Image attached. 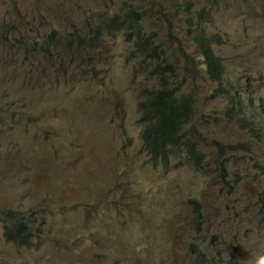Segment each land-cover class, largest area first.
I'll use <instances>...</instances> for the list:
<instances>
[{
	"label": "rangeland",
	"instance_id": "374dc122",
	"mask_svg": "<svg viewBox=\"0 0 264 264\" xmlns=\"http://www.w3.org/2000/svg\"><path fill=\"white\" fill-rule=\"evenodd\" d=\"M128 11L144 13L137 27L162 43L173 86L193 99L199 165L183 150L164 168L144 151L139 103L157 81L133 30L111 23ZM96 28L94 46L65 48ZM4 210L30 219L32 245L6 237ZM260 257L264 0H0V264Z\"/></svg>",
	"mask_w": 264,
	"mask_h": 264
},
{
	"label": "trees",
	"instance_id": "16d2710c",
	"mask_svg": "<svg viewBox=\"0 0 264 264\" xmlns=\"http://www.w3.org/2000/svg\"><path fill=\"white\" fill-rule=\"evenodd\" d=\"M112 20L118 22L119 26L123 25V28L129 26L128 28L133 30L138 50L146 58L149 57L148 61L152 64L150 73L157 81L156 87L143 91V99L139 103L140 122L145 127L142 132V142L150 162L168 168L171 158L185 150L197 165L201 164L197 144L187 136V128L191 123L194 110L193 99L186 95H179V89L173 86L175 65L168 60L167 51L162 43L156 44L154 34L136 27L144 20V13L128 11L124 15L114 16ZM113 21L112 23H115ZM102 34L103 32L96 28L87 35H72L66 42L65 48L70 46L69 49L74 47L77 52H81L86 46H94ZM199 42L204 58L203 63L209 75L214 80H220L223 73L220 60L202 36L199 37ZM52 44L53 36L49 37L48 42L46 41L43 45L44 50L51 49ZM250 130L254 129L250 128ZM2 213L6 237L23 245H32L35 233L30 219L20 211L4 210Z\"/></svg>",
	"mask_w": 264,
	"mask_h": 264
},
{
	"label": "bare ground",
	"instance_id": "6f19581e",
	"mask_svg": "<svg viewBox=\"0 0 264 264\" xmlns=\"http://www.w3.org/2000/svg\"><path fill=\"white\" fill-rule=\"evenodd\" d=\"M127 14H129V13H127ZM139 14V13H138ZM126 17V16H125ZM117 19H119L118 17H116ZM129 20H131V19H129ZM113 21V20H112ZM112 21H111V23H112ZM120 21H121V19H120ZM110 22V21H109ZM113 22H115V24H116V21H113ZM107 25H109L108 24V22L106 23ZM117 24H118V22H117ZM104 25V24H103ZM107 25H105L106 27H107ZM113 25V24H112ZM112 25H110V26H112ZM120 25V24H119ZM114 26V25H113ZM118 26V25H117ZM123 26V25H122ZM130 26H131V24H130ZM134 26V25H133ZM138 26V25H137ZM136 26V27H137ZM127 27H129V26H127ZM138 28V27H137ZM129 29H131V28H129ZM3 31V30H2ZM98 32V31H97ZM101 33V32H100ZM96 34V33H95ZM99 34V33H98ZM99 38V37H98ZM139 51V50H138ZM142 55V54H141ZM210 56V55H209ZM146 57V56H145ZM207 60V59H206ZM214 60V59H213ZM216 62V61H215ZM217 63V62H216ZM214 65V64H213ZM212 65V66H213ZM152 93V92H151ZM249 111V110H248ZM250 113V112H249ZM242 115V114H241ZM245 116V115H244ZM196 163V162H195Z\"/></svg>",
	"mask_w": 264,
	"mask_h": 264
},
{
	"label": "clouds",
	"instance_id": "9594fccd",
	"mask_svg": "<svg viewBox=\"0 0 264 264\" xmlns=\"http://www.w3.org/2000/svg\"><path fill=\"white\" fill-rule=\"evenodd\" d=\"M256 264H264V257H260V258L257 260Z\"/></svg>",
	"mask_w": 264,
	"mask_h": 264
}]
</instances>
